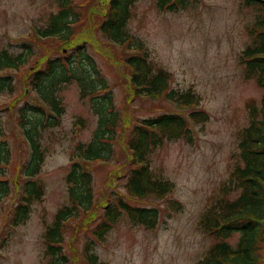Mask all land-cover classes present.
<instances>
[{"label":"rangeland","instance_id":"1","mask_svg":"<svg viewBox=\"0 0 264 264\" xmlns=\"http://www.w3.org/2000/svg\"><path fill=\"white\" fill-rule=\"evenodd\" d=\"M72 1L82 7L74 8L83 11L86 19L74 30L79 38H86L87 52L99 75L109 84L123 120L170 111L171 105L164 99L143 95L129 100L127 71L121 61H116L119 50H114L97 28L100 0ZM57 8V0H0V50L10 44L9 51L22 52L23 42L31 49L29 62L18 71L11 70L13 92H0L3 138L11 150L7 176L26 159V143L15 122L16 108L26 99L20 96L22 77L34 61L59 52L52 40L34 41L32 37L37 39L36 29L43 27ZM255 13L243 0H191L175 12L160 11L154 0L135 1L127 24L129 33L143 43L155 66L170 72L171 87L179 91L189 89L198 96L197 104L178 112L187 114L200 109L207 113L208 119L189 120L190 139L165 141L149 155L153 175L173 184L162 199H136L127 193L125 196L130 167L123 147L126 131L115 135L109 160H97L88 167L96 207L83 220L82 216L70 219L63 230L64 252L70 261L75 254L77 264H86L84 243L91 238L102 204L114 199V190L123 193L132 204L156 207L159 222L153 229H147L133 224L123 214L103 240L94 242V251L103 264H195L205 255L213 238L201 230L200 218L208 205L223 194L232 171L240 164L238 143L251 116L262 114L264 86L255 76H247L240 60L241 52L251 42L248 30ZM57 96L64 107L61 122L44 129L40 141L45 147L39 173L45 185L44 197L32 205L27 221L17 227H9L5 222L14 204L13 187L4 198L0 214V264H46L43 232L56 210L68 204L64 177L70 154L78 142L91 140L97 126L98 118L88 97L80 98L77 84L63 85ZM77 117L83 118L82 125L76 121ZM238 192L230 190L229 197H236ZM238 235L235 233L229 239L232 246ZM258 254L257 264H264V238Z\"/></svg>","mask_w":264,"mask_h":264},{"label":"trees","instance_id":"2","mask_svg":"<svg viewBox=\"0 0 264 264\" xmlns=\"http://www.w3.org/2000/svg\"><path fill=\"white\" fill-rule=\"evenodd\" d=\"M136 0H100L98 26L101 35L114 50H119L116 61H121L127 71L129 100L134 96H149L164 99L170 111L145 118L124 116L115 107L109 84L99 75L94 61L87 52L86 38H79L75 26L85 23L83 11H76L72 0H57V11L52 12L43 27L36 29L41 39H50L57 44L59 52L34 61L23 79L22 97L26 98L17 108L15 122L26 143V159L7 176L11 157L8 142L3 138L0 120V214L5 197L15 190L5 222L17 227L27 221L31 207L41 202L45 185L39 177L45 147L40 143L44 129L54 128L61 122L63 104L57 96L61 87L75 83L79 96L88 97L92 112L97 116V126L90 141L78 142L69 157L65 174L68 204L59 207L50 224L43 232V253L46 264H77L73 254L71 261L64 252L63 230L70 219L92 213L96 204L93 197V177L89 166L97 160L108 161L111 141L115 135L126 131L123 147L129 164L124 185L126 193L136 199L164 198L173 187L168 179L153 175L149 155L165 141L190 139L191 121H205L203 110H190L197 104L198 96L191 90L179 91L171 87L170 72L155 66L148 58V51L141 41L134 40L127 24ZM160 11L175 12L191 0H154ZM91 4V3H90ZM246 7L256 10L249 27L251 42L240 55L247 76H255L264 86V0H243ZM34 41L38 40L36 38ZM40 39V40H41ZM10 44L0 50V92H13L14 80L11 70L18 71L29 62L31 49L21 43L22 52L9 51ZM22 76V75H21ZM14 102V100H13ZM14 104V103H13ZM264 106V100H263ZM13 106H16L15 104ZM12 106V107H13ZM178 108H181L178 110ZM181 111V112H178ZM254 112V111H253ZM264 113V109L261 110ZM76 121L82 125L83 118ZM238 147L240 164L232 171L230 183L225 184L223 194L211 202L203 212L199 224L201 230L213 238L205 255L195 264H257L261 242L264 238V116H251L244 128ZM232 185V186H231ZM237 191L230 198L229 191ZM114 199L102 204V212L91 229V238L84 243L83 255L86 264H103L94 251V242L103 240L116 221L126 214L130 221L143 228L153 229L159 222L156 207L132 204L124 194L114 190ZM177 206L179 204L173 203ZM238 233L235 246L229 239Z\"/></svg>","mask_w":264,"mask_h":264},{"label":"flooded vegetation","instance_id":"3","mask_svg":"<svg viewBox=\"0 0 264 264\" xmlns=\"http://www.w3.org/2000/svg\"><path fill=\"white\" fill-rule=\"evenodd\" d=\"M263 107H264V106H263V104H262V105L260 106V108H263ZM262 115L264 116V113H262L261 116H262Z\"/></svg>","mask_w":264,"mask_h":264}]
</instances>
